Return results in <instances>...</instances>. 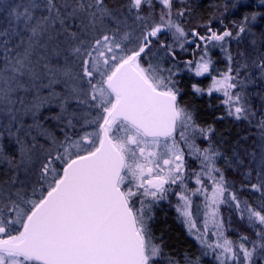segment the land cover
<instances>
[{"label": "snow or ice", "instance_id": "1", "mask_svg": "<svg viewBox=\"0 0 264 264\" xmlns=\"http://www.w3.org/2000/svg\"><path fill=\"white\" fill-rule=\"evenodd\" d=\"M190 12L186 0H0V264H180L150 227L170 196L203 255L264 264V31L251 27L264 13L201 33L184 27ZM245 36L252 47L233 54ZM186 45L199 55L185 68L211 77L192 91L222 94L254 129L231 156L180 105L176 64L161 66ZM213 49L227 61L218 75ZM221 206L247 229L234 240Z\"/></svg>", "mask_w": 264, "mask_h": 264}, {"label": "trees", "instance_id": "2", "mask_svg": "<svg viewBox=\"0 0 264 264\" xmlns=\"http://www.w3.org/2000/svg\"><path fill=\"white\" fill-rule=\"evenodd\" d=\"M186 6L191 9L190 14L186 15L191 18L190 24H194L195 27L197 23H211V26L214 28L215 17L221 16L223 13L222 10H224V7L227 6V3H225L224 0H189ZM250 9V5L242 7L235 15L240 16V12L242 11L251 13L250 11L253 10ZM225 19L226 18H223V20ZM232 20H235V18ZM213 57H216L214 65L222 69V61L218 60V55H213ZM156 62L157 61H153V63ZM169 67H172V65L170 63H165L164 68L167 69ZM177 70L180 71L179 69ZM175 79L178 81L177 86L181 89V94L178 97L180 105L186 106L190 111L194 112L197 124L202 127L211 126L214 129V132L211 134L213 143L225 155L231 156L237 141L253 130L242 121L239 122L227 118L215 97H206L194 93L192 91V85L194 83L199 86L201 85V82L198 79L193 78L184 72L179 73ZM257 105H259L257 104V101H253V106L255 107ZM220 117H223V119ZM251 145L252 141L249 140L244 143L243 146L250 147ZM219 166L224 167L223 160H220ZM226 175L229 180L236 181L239 187L238 178L233 174V172L228 171L226 172ZM254 180L255 178L253 177V182ZM245 196L253 204L260 203L258 193H245ZM153 216L155 217V220L152 227L150 226L151 232L153 236L156 237V243L163 245L166 256L170 255L174 259L180 261V264H184V258L186 255L192 258L199 257V264H217L210 256L202 254L200 245L188 235L184 226L178 221L172 211L166 210L163 206L159 205L157 208H153ZM228 217L229 215H227L226 218L228 219ZM231 220L232 228L235 232L240 233L247 231L245 226H240L242 222H240L236 217H231Z\"/></svg>", "mask_w": 264, "mask_h": 264}, {"label": "rangeland", "instance_id": "3", "mask_svg": "<svg viewBox=\"0 0 264 264\" xmlns=\"http://www.w3.org/2000/svg\"><path fill=\"white\" fill-rule=\"evenodd\" d=\"M225 3H227V10H225L226 6L224 7V10L223 13L221 14V16H217L215 17L214 19V22H215V26H214V29L215 30H218V31H222L224 30L225 27L227 28H232L233 27V22L234 21H239L241 19V17L243 16V14L245 13L244 11L240 12V16H236V12L241 9L242 7H240L239 9H233L232 8V3L234 2V0H224ZM249 0H244V3L247 5ZM189 2V0H186V4ZM176 3L179 4V0H176ZM252 6L258 8L257 12H261L263 13V11H259V8H263L264 9V4H261L260 3V0H256L254 2L251 3ZM235 15V16H234ZM233 17L235 18V20H232ZM223 18H226L225 20H223ZM191 18L188 17V16H185L183 19H182V22L184 24V27L187 29V30H191L192 28H198V30L203 33L205 31L204 27H198V26H201V25H207L209 23H202V24H198L194 27V24H190V21ZM223 20V23L221 24L220 21ZM211 24V23H210ZM213 27V26H212ZM216 27V28H215ZM251 27H253V30L257 33V36H259V33L261 31H264V16H258L257 17V21L252 23L251 24ZM250 40H251V37L250 36H245L243 38V42L242 43H238L237 41H229V47L232 51L233 54H236L237 51H242V50H250V48L252 47L250 45ZM262 50H264V42H261V44L259 45ZM186 47L188 48V51L187 52H183V51H180L179 49H177V61L174 62L176 63V67H173V71H176L177 72V75L175 76V78L178 76L179 73H186L190 76H192L193 78H196L198 79L200 82H201V85L200 87L201 88H204V89H207L209 84H210V81H211V77L206 75L204 77H195L191 72H189L186 68H185V65H184V61L186 60H191V59H195L198 57L199 55V52L198 51H194L195 49V45H186ZM212 58L213 60L216 59V57H213V55H218V60L222 61V69H220L219 67L213 65V68L215 66V70H218V71H214L213 74H216L218 75L219 71H226L227 69V61L224 59L223 57V54L220 52L219 49H213L212 50ZM173 61H171V59H168L166 62H162L161 63V66L164 68V65L165 63L167 64H171L173 66L174 63H171ZM164 63V64H163ZM177 69H179L180 71H178ZM165 75H167V73H165ZM176 80V79H175ZM201 96H206V97H215L217 99V101L219 102L220 104V107L222 108V111L224 113V115L229 118V119H233L235 120L234 118L230 117L227 115V112H226V109H225V106L221 103V101L224 99V97L222 96V94L220 93H212L211 95H209L207 92L201 94ZM253 101H257V104L260 103L259 99L258 98H253ZM252 101V103H253ZM243 123H246V121H243L241 120ZM239 121V122H241ZM248 125V124H247ZM254 131V129H252ZM43 142V141H41ZM198 143L201 144V146L203 147L206 142L204 141H200L198 140L197 141ZM189 164L191 165L192 168H196L197 167V164L195 161H192L191 159H189ZM233 181V180H231ZM189 186L190 187H195V185L193 183H191V181L189 182ZM238 187V185H237ZM196 203L199 204L201 203V198H194ZM163 206V208H165L166 210H170L174 213V215L177 217L178 221L181 222V224L184 226L186 232L188 233L189 235V232H188V229L186 228L185 226V223L183 222V219L179 216V214L177 213L176 211V197L175 196H170L168 200H164V201H160L158 205L154 206L153 208H157L158 206ZM228 213V214H227ZM152 216H153V210H152ZM221 214L223 215V217L225 218V220H227V215H231V217H236L234 214H231L228 210V208L226 206H221ZM237 218V217H236ZM201 221L203 219L202 215L200 217ZM155 220V217L153 216V219L151 220L150 222V226L152 227L153 225V222ZM202 226V225H201ZM241 227L245 226L243 223L240 224ZM246 228V227H245ZM153 229V228H152ZM227 236L230 238V239H236L237 236H238V232H235L232 228L231 231L227 232L226 233ZM191 238H193L196 242L197 240L194 238L193 235H189ZM214 239V238H212ZM198 243V242H197ZM212 258L213 261H215L214 257L212 255H208ZM216 262V261H215ZM217 263V262H216ZM160 264H167V260L166 259H161L160 260ZM257 264H259V260H257Z\"/></svg>", "mask_w": 264, "mask_h": 264}, {"label": "flooded vegetation", "instance_id": "4", "mask_svg": "<svg viewBox=\"0 0 264 264\" xmlns=\"http://www.w3.org/2000/svg\"><path fill=\"white\" fill-rule=\"evenodd\" d=\"M254 1H256V0H249L248 3H247V5H246V6H248V5L251 6V9H250V10H253V11H250V12H257V10H258V8L252 6V4H251V3L254 2ZM238 9H239V8H238ZM260 9H261V11H263V13H264V9H263V8H259V11H260ZM233 18H234V17H233Z\"/></svg>", "mask_w": 264, "mask_h": 264}]
</instances>
